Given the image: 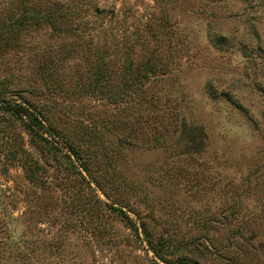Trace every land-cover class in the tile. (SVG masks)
<instances>
[{
    "label": "rangeland",
    "instance_id": "obj_1",
    "mask_svg": "<svg viewBox=\"0 0 264 264\" xmlns=\"http://www.w3.org/2000/svg\"><path fill=\"white\" fill-rule=\"evenodd\" d=\"M0 264H264V0H0Z\"/></svg>",
    "mask_w": 264,
    "mask_h": 264
},
{
    "label": "trees",
    "instance_id": "obj_2",
    "mask_svg": "<svg viewBox=\"0 0 264 264\" xmlns=\"http://www.w3.org/2000/svg\"><path fill=\"white\" fill-rule=\"evenodd\" d=\"M10 108H11L10 113L14 115L15 117H17L18 119H21L32 134L38 135L40 134V132H44V133H47L50 137L52 136L55 137L57 135V132H52L47 127L45 122H43V119L41 118L39 112H35L34 110H31V107L25 106V104L21 102H15V104L10 106ZM197 138H198L197 135L194 133L190 137V141H194V140L196 141ZM44 139H47V138L44 137ZM47 140L48 142H50L51 147L55 151L60 150L58 146L59 144L56 140L55 142L54 140H51V141L49 139ZM62 144L68 151V153L66 152L63 153V155L66 157L72 169H75V171L80 175H83V172L85 171L89 172V166L87 162L84 160L82 153L80 152L79 148H77V146L74 144V142L65 140L64 143ZM110 207L114 209L115 211H117V214L120 217L124 218L125 221L128 223L129 227L133 228L135 232L137 233V235H139V229L136 226V222L133 220V218H131V216L125 210H123V208L116 207V206H110ZM143 231L147 237L145 230ZM161 248L162 247H161V241H160L159 249L154 248V252L157 255H161V252H162Z\"/></svg>",
    "mask_w": 264,
    "mask_h": 264
}]
</instances>
